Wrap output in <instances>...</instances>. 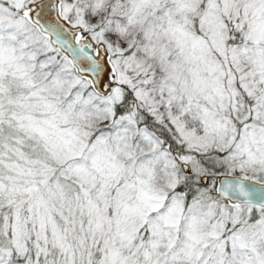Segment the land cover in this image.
<instances>
[{
    "label": "snow or ice",
    "instance_id": "1",
    "mask_svg": "<svg viewBox=\"0 0 264 264\" xmlns=\"http://www.w3.org/2000/svg\"><path fill=\"white\" fill-rule=\"evenodd\" d=\"M0 264H264V0H0Z\"/></svg>",
    "mask_w": 264,
    "mask_h": 264
}]
</instances>
